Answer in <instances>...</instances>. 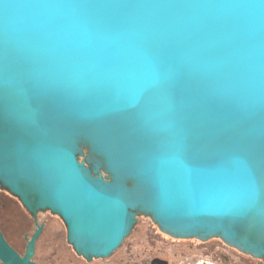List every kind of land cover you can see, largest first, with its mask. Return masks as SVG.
Returning a JSON list of instances; mask_svg holds the SVG:
<instances>
[{
  "label": "water",
  "instance_id": "water-1",
  "mask_svg": "<svg viewBox=\"0 0 264 264\" xmlns=\"http://www.w3.org/2000/svg\"><path fill=\"white\" fill-rule=\"evenodd\" d=\"M0 187L87 262L140 216L264 261V0H0Z\"/></svg>",
  "mask_w": 264,
  "mask_h": 264
},
{
  "label": "rangeland",
  "instance_id": "rangeland-1",
  "mask_svg": "<svg viewBox=\"0 0 264 264\" xmlns=\"http://www.w3.org/2000/svg\"><path fill=\"white\" fill-rule=\"evenodd\" d=\"M6 215L4 214V219ZM3 218H1L3 220ZM56 223V222H55ZM57 228L64 234L62 226ZM43 238L37 250L39 258H48L58 251L64 262L72 261L73 264H150L155 258L169 261L170 264H264L263 260L253 259L239 251L232 250L228 247H222L217 240L200 242L197 240H176L160 232L159 228L148 218L138 219V224L134 228L130 237H128L123 246L109 259L96 260L87 263L82 258L71 252L68 248L48 247V239ZM212 246H218L217 251L220 254L227 255L231 261L224 262L222 257L214 258L212 254L204 251ZM55 252V253H56Z\"/></svg>",
  "mask_w": 264,
  "mask_h": 264
},
{
  "label": "flooded vegetation",
  "instance_id": "flooded-vegetation-1",
  "mask_svg": "<svg viewBox=\"0 0 264 264\" xmlns=\"http://www.w3.org/2000/svg\"><path fill=\"white\" fill-rule=\"evenodd\" d=\"M4 214L6 215V219L3 218ZM142 217L144 216H140L138 219ZM1 218H3V220ZM56 224L63 227L64 234L60 229L57 228ZM39 229L41 230V235L36 244L34 261L37 264H73L72 261H68L67 263L64 262L62 257L58 255V251H54L52 257L48 256L46 259L39 258L37 256L38 245L40 241L46 236L50 237L48 239V247L52 246L53 250L55 248L57 250L60 248H68L71 250V252L76 254L73 247L68 243L67 228L64 221L59 216L52 214L50 211H39L37 216H33L22 204L19 198L12 195L9 191L2 190L0 187V232H2L9 245L14 248L21 256H24L29 241ZM217 241L222 247H228L222 241ZM217 248L219 249L218 246H212L204 252L207 254H212L214 258H216L218 257L217 255H219ZM231 249L235 250L233 248ZM219 256L222 257L226 263L231 261L230 257L227 255L220 254ZM78 257L82 258L80 256ZM83 260L86 261L85 259ZM94 261L96 260H93L92 262Z\"/></svg>",
  "mask_w": 264,
  "mask_h": 264
},
{
  "label": "trees",
  "instance_id": "trees-1",
  "mask_svg": "<svg viewBox=\"0 0 264 264\" xmlns=\"http://www.w3.org/2000/svg\"><path fill=\"white\" fill-rule=\"evenodd\" d=\"M80 160L82 161L83 159H82V158H80Z\"/></svg>",
  "mask_w": 264,
  "mask_h": 264
}]
</instances>
